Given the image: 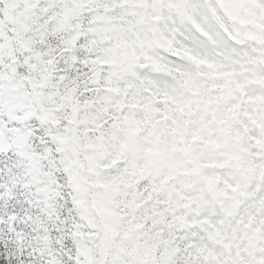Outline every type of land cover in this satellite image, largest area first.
Listing matches in <instances>:
<instances>
[{"label": "snow or ice", "instance_id": "snow-or-ice-1", "mask_svg": "<svg viewBox=\"0 0 264 264\" xmlns=\"http://www.w3.org/2000/svg\"><path fill=\"white\" fill-rule=\"evenodd\" d=\"M0 264H264V0H0Z\"/></svg>", "mask_w": 264, "mask_h": 264}]
</instances>
